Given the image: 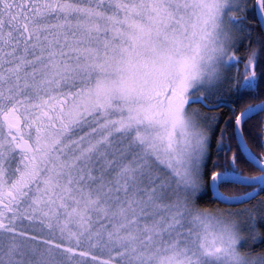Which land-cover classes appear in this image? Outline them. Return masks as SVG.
Wrapping results in <instances>:
<instances>
[{
    "label": "snow or ice",
    "instance_id": "obj_1",
    "mask_svg": "<svg viewBox=\"0 0 264 264\" xmlns=\"http://www.w3.org/2000/svg\"><path fill=\"white\" fill-rule=\"evenodd\" d=\"M249 10L264 28V0H0V264H264V211L197 203L264 193Z\"/></svg>",
    "mask_w": 264,
    "mask_h": 264
},
{
    "label": "trees",
    "instance_id": "obj_2",
    "mask_svg": "<svg viewBox=\"0 0 264 264\" xmlns=\"http://www.w3.org/2000/svg\"><path fill=\"white\" fill-rule=\"evenodd\" d=\"M249 3H252L253 0H248ZM249 21H251L250 24V29L252 31V37H251V41H249L248 39H243L240 44L238 45V48L236 50V55L238 57H240V64H239V70L241 73H243V68H244V64L246 62L247 59V52L250 50V48L252 47H258L259 43L264 41V34L260 24L258 23L257 17L255 15L252 14V10H249V17H248ZM262 61H264V57L261 58ZM259 70H264V62H262L259 65ZM236 72V68H233L230 72L229 75H232L233 73ZM225 93H226V97H225V102L216 109H204V112H207L209 116H214L217 115L218 113L219 115V119H218V126L215 129V134L213 135L212 141H211V156L208 160V166H209V171H211V165H212V161L215 159H219L220 163L223 164L224 160L226 159V157L224 156L223 153L219 154V157L217 156L216 153V149H215V143H216V138L218 136L219 133V127L223 126L224 120L227 119V116L229 114V110H230V105H231V100L227 98V88L225 87ZM260 98H264V94H262L260 97H257V100ZM250 98L246 97L244 100L241 101H237V110H239L240 107L243 106L244 103L248 102ZM264 115V114H261ZM258 119V117L256 118ZM230 143H232V148L233 150H235V142L234 141H230ZM249 145L250 147H252L253 151H255L257 153V155H260L262 152H264V149H261L259 146V139H250L249 140ZM230 154V153H229ZM241 167L243 168V164H241ZM207 175L205 176V181L207 182ZM222 191H224L226 194H232V192H239V191H245L247 189L241 188L238 185L233 184L231 187H223L221 189ZM260 200H264V193L258 195L255 197V199L249 200L247 203L244 204H237V203H220L217 200H215L212 196V191L210 189V187H205L204 190H202L199 193L198 199H197V203L200 207L202 208H207L210 210L213 209H218L221 207H228V206H234V207H243V208H247V207H253L255 206V209L257 212L259 211H264V207H262L261 205L258 204V201ZM257 228L260 231H264V220H257L256 222ZM253 250L256 252L261 251V249H264V238H258L255 243L253 244Z\"/></svg>",
    "mask_w": 264,
    "mask_h": 264
},
{
    "label": "rangeland",
    "instance_id": "obj_3",
    "mask_svg": "<svg viewBox=\"0 0 264 264\" xmlns=\"http://www.w3.org/2000/svg\"><path fill=\"white\" fill-rule=\"evenodd\" d=\"M192 107H197V108H201V106L200 105H193ZM201 111H203L204 112V109H202L201 108ZM239 208H243V207H239ZM218 209H220V210H222V209H231V210H236V209H238V207H234V206H226V207H221V208H218Z\"/></svg>",
    "mask_w": 264,
    "mask_h": 264
},
{
    "label": "water",
    "instance_id": "obj_4",
    "mask_svg": "<svg viewBox=\"0 0 264 264\" xmlns=\"http://www.w3.org/2000/svg\"><path fill=\"white\" fill-rule=\"evenodd\" d=\"M257 20H258V17H257ZM259 23V22H258ZM260 24V23H259ZM261 26V25H260ZM261 29H262V31H263V33H264V28H262L261 27ZM211 189V188H210ZM211 191H212V189H211ZM232 203H235V202H232Z\"/></svg>",
    "mask_w": 264,
    "mask_h": 264
},
{
    "label": "clouds",
    "instance_id": "obj_5",
    "mask_svg": "<svg viewBox=\"0 0 264 264\" xmlns=\"http://www.w3.org/2000/svg\"><path fill=\"white\" fill-rule=\"evenodd\" d=\"M241 235H243V234H241Z\"/></svg>",
    "mask_w": 264,
    "mask_h": 264
}]
</instances>
